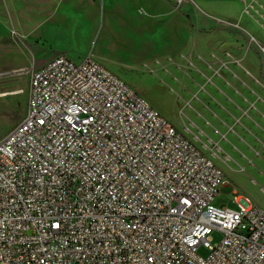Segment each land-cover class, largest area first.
Instances as JSON below:
<instances>
[{
    "label": "built area",
    "instance_id": "built-area-1",
    "mask_svg": "<svg viewBox=\"0 0 264 264\" xmlns=\"http://www.w3.org/2000/svg\"><path fill=\"white\" fill-rule=\"evenodd\" d=\"M27 74L0 139V264H264V208L236 188L216 205L224 170L126 81L91 55Z\"/></svg>",
    "mask_w": 264,
    "mask_h": 264
},
{
    "label": "rangeland",
    "instance_id": "rangeland-1",
    "mask_svg": "<svg viewBox=\"0 0 264 264\" xmlns=\"http://www.w3.org/2000/svg\"><path fill=\"white\" fill-rule=\"evenodd\" d=\"M45 1L0 0V139L26 114L32 54L47 58L59 51L55 45L70 46L64 53L79 60L92 54L205 149L228 180L216 205L237 208L236 188L264 208L260 170L214 133L207 120L218 121L204 105L220 112L211 98L218 94L205 75L236 72L238 67L226 60L230 54L243 56L240 46L247 54L245 66L264 79V0H80L65 20L58 21L63 15L54 12L31 16L36 9L31 3ZM237 25L244 32H234ZM227 31L233 38L242 36L232 43L237 51L212 42L211 34ZM28 34H34L32 40L22 36ZM222 237L213 233L214 242ZM208 253L199 248L201 256Z\"/></svg>",
    "mask_w": 264,
    "mask_h": 264
},
{
    "label": "crops",
    "instance_id": "crops-1",
    "mask_svg": "<svg viewBox=\"0 0 264 264\" xmlns=\"http://www.w3.org/2000/svg\"><path fill=\"white\" fill-rule=\"evenodd\" d=\"M79 1L80 0H58V2L53 3L51 0H46L43 4H35L36 2H32V7L34 6L36 9L31 11V16H43L54 12L63 15L58 21L65 20L75 11L74 8L77 9L79 7ZM238 30L244 32L243 26L237 25L233 31L239 32ZM14 32L17 34L16 30ZM227 32L228 33L223 32V35L220 37L217 35L218 32L211 34L210 37L214 38L212 42L214 45L226 44L228 47L232 46V50L237 51V45H232V43H237L239 39H243L242 36L233 38L231 33L229 34V31ZM29 34L22 36L32 40L34 34ZM51 35H53V30ZM51 38L52 37L49 39ZM55 47L60 51L55 55L66 54L64 52H67L70 48V46L63 47L62 44H57ZM239 50H241L243 56L230 54L226 60L228 66L238 67L236 72L232 74L228 73L225 76L205 75L206 81L212 85L211 89L218 94V96H213L211 94V98L215 102L213 105L220 111L218 113L214 112L209 104H204L205 108H208L212 113V117L217 119L219 125H213L209 120H207V123L214 129L215 134L225 137L223 142L227 144V146L228 143H230L234 148L242 152V156L253 163V165L260 170V176L264 177V79L245 66L244 60L247 59V54H244L243 47L240 46ZM55 55L49 54L47 58H42L38 57L36 53L32 54L33 67L43 66ZM90 55L93 56L92 54ZM205 92L207 94L211 93L209 89L205 90ZM218 97L220 100H218ZM225 98L227 101H225ZM202 149L205 151L204 148Z\"/></svg>",
    "mask_w": 264,
    "mask_h": 264
}]
</instances>
